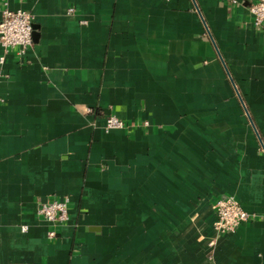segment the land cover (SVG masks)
<instances>
[{
	"label": "crops",
	"instance_id": "1",
	"mask_svg": "<svg viewBox=\"0 0 264 264\" xmlns=\"http://www.w3.org/2000/svg\"><path fill=\"white\" fill-rule=\"evenodd\" d=\"M7 2L36 36L0 68V264H264L257 0ZM225 196L252 219L219 235Z\"/></svg>",
	"mask_w": 264,
	"mask_h": 264
},
{
	"label": "built area",
	"instance_id": "2",
	"mask_svg": "<svg viewBox=\"0 0 264 264\" xmlns=\"http://www.w3.org/2000/svg\"><path fill=\"white\" fill-rule=\"evenodd\" d=\"M8 0H2L4 6L0 11V68L6 63L7 55L11 52L23 59L28 50L33 46V15L22 10H12L8 7ZM69 12H73L70 9ZM253 17V24L257 28L264 27V0H257L249 7ZM0 101H2L0 99ZM106 130H124L126 125L118 117L112 115L106 119ZM70 200L68 197L61 199L51 198L39 203L36 214L53 226H62L70 221ZM213 228L219 235L235 233L239 226L249 222L252 216L243 209L239 201L233 196L217 199L213 204ZM26 232L28 227L22 226ZM52 230L47 233V238H55Z\"/></svg>",
	"mask_w": 264,
	"mask_h": 264
},
{
	"label": "water",
	"instance_id": "3",
	"mask_svg": "<svg viewBox=\"0 0 264 264\" xmlns=\"http://www.w3.org/2000/svg\"><path fill=\"white\" fill-rule=\"evenodd\" d=\"M35 28H36V26L33 24V29H34V31H35ZM36 35H35V32H33V38L35 37Z\"/></svg>",
	"mask_w": 264,
	"mask_h": 264
}]
</instances>
